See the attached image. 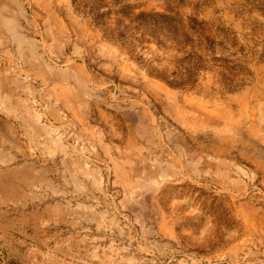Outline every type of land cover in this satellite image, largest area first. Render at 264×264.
<instances>
[{"label": "rangeland", "instance_id": "1", "mask_svg": "<svg viewBox=\"0 0 264 264\" xmlns=\"http://www.w3.org/2000/svg\"><path fill=\"white\" fill-rule=\"evenodd\" d=\"M0 264H264V0H0Z\"/></svg>", "mask_w": 264, "mask_h": 264}]
</instances>
